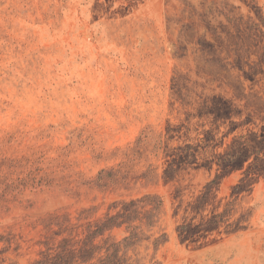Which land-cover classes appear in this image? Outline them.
Wrapping results in <instances>:
<instances>
[{
  "label": "rangeland",
  "instance_id": "obj_1",
  "mask_svg": "<svg viewBox=\"0 0 264 264\" xmlns=\"http://www.w3.org/2000/svg\"><path fill=\"white\" fill-rule=\"evenodd\" d=\"M0 264H264V0H0Z\"/></svg>",
  "mask_w": 264,
  "mask_h": 264
}]
</instances>
